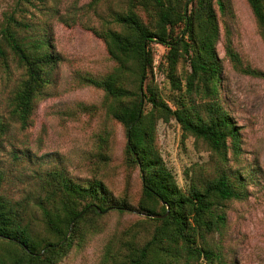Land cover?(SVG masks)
<instances>
[{
    "label": "trees",
    "instance_id": "obj_1",
    "mask_svg": "<svg viewBox=\"0 0 264 264\" xmlns=\"http://www.w3.org/2000/svg\"><path fill=\"white\" fill-rule=\"evenodd\" d=\"M246 1L264 40V0ZM231 13L229 0H125L108 22L92 29L113 65L104 73L80 74L79 83L99 89V109L124 128L123 154L140 172V195L133 201L126 192L114 194L106 182L114 142L107 124L96 133L89 153L90 176L78 182L62 167L42 174L36 202L40 232L27 221L29 202L5 192L6 175L0 169V264H59L102 232L111 212L138 218L108 238L99 264H235L216 234L221 237L227 226L230 204L247 199L249 191L235 165L242 152L241 128L220 98L223 63L217 43L222 24L223 48L232 67L263 78L264 72L243 64L235 51L226 26ZM21 25L10 14L0 29V66L8 69L12 61L22 71L8 116L0 115V133L10 122L21 128L30 124L62 60L50 36L21 37ZM152 43L167 49L166 77L176 92L172 106L152 79L144 92L143 81L153 68ZM171 120L180 125L183 137L191 136L209 152L207 162L185 171L186 189L177 184L157 147L158 121Z\"/></svg>",
    "mask_w": 264,
    "mask_h": 264
},
{
    "label": "rangeland",
    "instance_id": "obj_2",
    "mask_svg": "<svg viewBox=\"0 0 264 264\" xmlns=\"http://www.w3.org/2000/svg\"><path fill=\"white\" fill-rule=\"evenodd\" d=\"M125 0H0V29L7 15L22 22L17 28L21 37L50 36L62 60L55 70L54 82L45 87L30 124L21 128L10 122L0 133V169L5 173V192L14 199L29 202V225L42 231L43 222L37 197L41 194L44 171L62 167L76 181L88 176L89 153L95 135L104 124L113 128L112 159L106 182L114 194L126 192L135 201L140 195V172L126 163L123 148L124 128L99 109L102 92L79 83L81 74L108 71L113 63L104 42L92 31L108 22L111 15L124 7ZM232 13L227 17L232 45L243 64L264 72V40L260 27L246 0H229ZM225 25H221L217 52L223 70L220 98L243 135L242 152L236 162L246 178L249 195L233 201L222 238L226 257L235 264H264V78L241 73L225 56ZM153 68L143 81L152 79L162 98L172 106L176 95L166 77V47L152 43ZM8 69L0 66V115L8 116V102L21 77V69L9 61ZM182 62L178 63V72ZM156 142L167 169L177 184L186 189L185 171L203 164L209 152L191 136L182 135L180 125L171 120L158 121ZM136 213L106 216L105 228L92 235L84 246L73 249L59 264H99L103 247L114 232L136 220Z\"/></svg>",
    "mask_w": 264,
    "mask_h": 264
},
{
    "label": "water",
    "instance_id": "obj_3",
    "mask_svg": "<svg viewBox=\"0 0 264 264\" xmlns=\"http://www.w3.org/2000/svg\"><path fill=\"white\" fill-rule=\"evenodd\" d=\"M140 95H141V98L143 97V88H142V85H141V87H140ZM152 217H158L159 215H157V214H152L151 215Z\"/></svg>",
    "mask_w": 264,
    "mask_h": 264
}]
</instances>
